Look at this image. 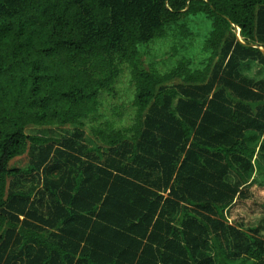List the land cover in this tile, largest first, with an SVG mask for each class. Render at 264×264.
Returning <instances> with one entry per match:
<instances>
[{"label":"trees","instance_id":"16d2710c","mask_svg":"<svg viewBox=\"0 0 264 264\" xmlns=\"http://www.w3.org/2000/svg\"><path fill=\"white\" fill-rule=\"evenodd\" d=\"M189 16L198 66L146 68L137 46ZM115 56L131 125L25 133L82 125ZM0 264H264V0H0Z\"/></svg>","mask_w":264,"mask_h":264},{"label":"rangeland","instance_id":"374dc122","mask_svg":"<svg viewBox=\"0 0 264 264\" xmlns=\"http://www.w3.org/2000/svg\"><path fill=\"white\" fill-rule=\"evenodd\" d=\"M206 24V21L189 16L166 26L164 34L137 46L142 63L146 68L160 73L168 71L183 59H187V61L192 59L196 62L195 66H198L200 60L206 55L203 48V37L207 33ZM120 60L118 56H115L114 63L117 64V73L113 80L100 90L97 97V109L90 116L83 119L82 125L30 124L24 128L25 133L59 139L72 137L78 143L91 147L99 143L98 138L93 134L94 128L108 127L109 129H116L131 125L135 110L131 103L135 87L127 61L121 62ZM190 66L192 67L194 64L191 63ZM181 82L179 78L170 81V83ZM228 97L231 98V96ZM233 101L235 102L234 99ZM74 132L79 133V135H75ZM37 152L36 146L28 143L26 152L10 160L8 167L26 166L30 159L36 156ZM260 213L248 214L243 221V227L256 225L257 216ZM235 216L240 221V216Z\"/></svg>","mask_w":264,"mask_h":264},{"label":"water","instance_id":"95a60500","mask_svg":"<svg viewBox=\"0 0 264 264\" xmlns=\"http://www.w3.org/2000/svg\"><path fill=\"white\" fill-rule=\"evenodd\" d=\"M239 38V37H238ZM240 39V38H239Z\"/></svg>","mask_w":264,"mask_h":264}]
</instances>
